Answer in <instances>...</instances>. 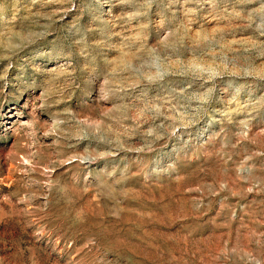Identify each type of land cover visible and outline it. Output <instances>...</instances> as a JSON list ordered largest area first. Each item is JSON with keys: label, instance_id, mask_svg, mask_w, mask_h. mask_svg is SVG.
Wrapping results in <instances>:
<instances>
[{"label": "rangeland", "instance_id": "rangeland-1", "mask_svg": "<svg viewBox=\"0 0 264 264\" xmlns=\"http://www.w3.org/2000/svg\"><path fill=\"white\" fill-rule=\"evenodd\" d=\"M0 264H264V0H0Z\"/></svg>", "mask_w": 264, "mask_h": 264}]
</instances>
